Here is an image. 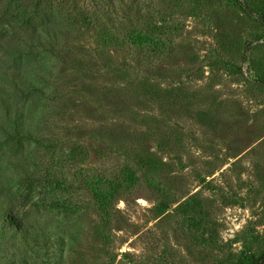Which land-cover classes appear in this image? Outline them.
I'll return each mask as SVG.
<instances>
[{"label": "rangeland", "instance_id": "1", "mask_svg": "<svg viewBox=\"0 0 264 264\" xmlns=\"http://www.w3.org/2000/svg\"><path fill=\"white\" fill-rule=\"evenodd\" d=\"M119 1L135 14L117 17L124 27L114 29L117 46L103 45L98 27L66 32L79 10L111 27L107 0H49L40 19L56 29L67 55L37 47L23 62L45 90L24 105L21 99L38 138L11 137L0 121V207L30 221L37 216L53 254L42 250L22 262L3 244L0 264H92L108 260L99 251L104 243L121 264H233L238 254L264 248L261 27L231 0ZM132 24L153 28L159 50L131 43L125 34ZM0 87L10 94L7 80ZM109 88L121 97L112 91L107 99ZM38 101L50 104L47 117L32 104ZM75 144L87 151L82 162L69 154ZM128 146L165 164L162 171L135 170L137 183L116 200L107 230L84 180L120 177L131 162ZM163 192L172 204L160 215Z\"/></svg>", "mask_w": 264, "mask_h": 264}, {"label": "trees", "instance_id": "2", "mask_svg": "<svg viewBox=\"0 0 264 264\" xmlns=\"http://www.w3.org/2000/svg\"><path fill=\"white\" fill-rule=\"evenodd\" d=\"M117 1L119 0H107L105 3V10L109 13L108 21L111 27L101 23L96 15L79 10L76 12L75 17L68 18V24L71 28H68L66 32L75 35L85 24L88 27H98L100 29L97 30L96 36L98 35L99 41L105 46H117L119 36H116L114 29L122 26V21H118L117 17L121 15L127 21H131L132 14H135L131 12L129 4L124 3V1ZM231 1L259 24L263 31L264 47V0ZM13 3L16 4L13 12L5 13V9ZM48 6L49 0H6L4 3L0 0V79L7 80L8 85L11 87V92L9 91L10 94L6 97L3 96L5 89L0 87V121L10 127L7 133L11 137H17V139L33 138L37 140V132L28 126L29 113L27 111L24 113L21 107V99L25 97L26 100L22 104L24 105L28 101V95L37 94L38 96L40 95L38 91H45L43 86L35 83L38 79L34 80L32 78L31 75L34 72L26 71L23 62L34 53L37 47H41L46 53H54L56 57H61V59H65L67 55L64 48L59 47L58 40L61 36H57L56 29L46 26V24H40V19H45L43 17L47 14L46 9ZM132 26L133 28L128 29L125 34L131 43L147 50H159L161 41L158 40V42L154 38V34L151 32L153 28H145L146 31L142 32L137 29V24H132ZM81 61L79 60V64H83ZM84 63L87 64V62ZM256 67L257 81L264 85V68H261L258 64ZM41 79L43 80L44 76ZM143 83L147 87L146 83ZM148 90L149 87L144 92ZM54 91L56 92V90ZM112 91H115L121 97L117 88L107 89L104 96H107L108 99ZM45 98L54 101L53 96L48 95ZM39 101L37 103L32 102V104L34 106L41 104L45 107L43 114L47 117L50 112L47 107H50V104H42V101ZM4 131L6 132V130ZM138 147L128 146L126 150L127 159L131 162L124 164L123 168L120 169V177L116 175L113 178H106L101 175H92L84 180V186L91 195L93 206L101 218L102 226L107 230L110 229L115 216L116 200L128 193L137 183L138 177L135 170L137 168L147 171L154 170L155 172L163 170L162 166L165 163L161 159L153 152L147 149L139 150ZM69 154L73 160L82 162L86 159L87 151L85 146L75 144L71 146ZM159 191L162 190L159 189ZM191 197H194V194H190L183 200H175L174 202L177 204L173 210L188 204L187 200ZM158 203L160 215L166 212L172 204L167 200L166 192L162 193ZM6 208V206L4 208L0 207V245L6 244L7 249L13 250V256L22 262H29V259L36 257L42 250L50 258L53 254L49 252L52 245L51 236L43 230L39 218L36 216L30 221L26 217L14 214ZM61 238V236H57L55 240ZM99 251L103 255L102 257H106L108 260L101 258L102 260L98 259L97 262L92 264H121L119 261L115 262V256H112V252L106 247L105 243ZM233 264H264V248L256 254L250 251L238 254Z\"/></svg>", "mask_w": 264, "mask_h": 264}]
</instances>
